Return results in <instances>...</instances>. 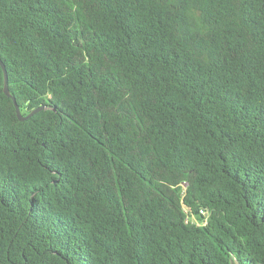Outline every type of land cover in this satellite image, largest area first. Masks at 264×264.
Segmentation results:
<instances>
[{
	"label": "trees",
	"instance_id": "16d2710c",
	"mask_svg": "<svg viewBox=\"0 0 264 264\" xmlns=\"http://www.w3.org/2000/svg\"><path fill=\"white\" fill-rule=\"evenodd\" d=\"M0 264H264V0H0Z\"/></svg>",
	"mask_w": 264,
	"mask_h": 264
},
{
	"label": "water",
	"instance_id": "95a60500",
	"mask_svg": "<svg viewBox=\"0 0 264 264\" xmlns=\"http://www.w3.org/2000/svg\"><path fill=\"white\" fill-rule=\"evenodd\" d=\"M0 63L4 69V75H5V85H4V91L5 93L12 97L14 103H15V106H16V112H17V115L19 117L20 120H25L26 118H28L29 116H31L33 113H35L36 111L40 110L42 107H39V108H35L34 110H32L29 114L27 115H24L20 109V106L17 104V101H16V98L15 96H13L9 90V83H8V73H7V70H6V67H5V64L3 63V61L1 60V57H0Z\"/></svg>",
	"mask_w": 264,
	"mask_h": 264
}]
</instances>
